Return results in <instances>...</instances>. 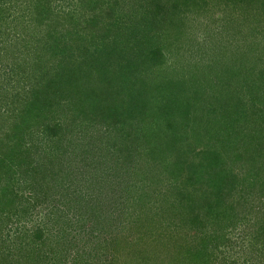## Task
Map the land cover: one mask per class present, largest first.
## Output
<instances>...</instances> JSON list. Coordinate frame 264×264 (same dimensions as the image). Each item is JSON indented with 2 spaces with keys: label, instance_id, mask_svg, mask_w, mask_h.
<instances>
[{
  "label": "trees",
  "instance_id": "trees-1",
  "mask_svg": "<svg viewBox=\"0 0 264 264\" xmlns=\"http://www.w3.org/2000/svg\"><path fill=\"white\" fill-rule=\"evenodd\" d=\"M129 2L137 3L136 7H146L145 11L135 12L141 15L142 23L145 20V27L132 20L133 11L123 10ZM188 2L171 0L170 5L164 7V0H71L68 6L62 7L60 0H0V58L11 61L8 73L14 72L13 69L44 72L37 82L27 84L18 92L10 94L6 92L10 89H5L0 98L4 114L15 110L18 114L13 130L8 131L7 137L0 138V211L20 208L24 212L31 198L48 202L49 194L57 189L54 184L57 182H50L54 180L53 175L64 172L68 160L72 163L69 148L74 143L69 136L72 134L83 143L88 134L81 124L74 136L71 122H67L70 119L67 111L75 109L74 115H83L90 110L89 114L100 117L98 122L111 125L116 121L121 123L126 117L132 118L133 111L144 120L155 114L168 115L171 122L170 134L161 128V123L157 129L150 128L151 122L135 128L139 142L147 145L146 155L153 159L152 167L158 168L156 174L165 173L168 180L180 188L175 192L176 199L168 205L171 213L192 219L194 210L207 203L208 212L216 215L215 220L222 228L241 219L242 208H249L248 213L255 210L254 222L264 229V167L259 161L262 154H251L252 138L248 137L251 133L245 131L250 124L254 126L256 146L252 151L263 145L264 105L260 107L258 103L264 101L261 92L256 93L258 85L245 88L255 102V107L249 111L245 107L246 99L236 98L232 90L240 91L236 83H228L234 86L230 85L231 90L226 92L208 94L205 103V99L201 100L205 91H200L201 88L192 91L187 87L191 77L178 80L166 77L162 81L166 90L157 86L161 90L153 95L156 81L150 73L155 70L136 67L138 60L143 66L154 65L152 59L161 53V46L155 43L156 33L159 35L166 23L179 28L178 13L182 11V4L203 6L207 0ZM87 8L92 15H86ZM169 9L172 14L168 15ZM176 13L178 15L174 16ZM154 20L155 24L160 23L153 29L150 25L155 26ZM136 54L139 59H135ZM114 66L118 69H113ZM231 70L228 77L231 82L242 83L239 82L241 75L236 74L240 72ZM220 75L222 73L213 74L214 83L207 78L208 82L213 86L220 84L224 78ZM259 77L264 78V75ZM259 88L264 89V81ZM157 100L170 110L160 108L158 111ZM88 115L83 120L89 119ZM181 119L186 120L181 123L184 130L179 133L175 125L176 120ZM75 122L77 119L73 117L72 123ZM100 123L92 126L91 131L100 130ZM34 126L43 127L41 133L45 136H41L40 141H37L39 136L33 131ZM107 126H104L106 130ZM70 129L71 132L57 142L52 137L53 133L58 135L59 131ZM26 139L29 143L23 148ZM68 176L66 172L64 177ZM126 188L134 196L135 184L128 183ZM166 194L163 191L162 195ZM194 200L198 201L194 203ZM6 259V255L0 254V264H8Z\"/></svg>",
  "mask_w": 264,
  "mask_h": 264
},
{
  "label": "rangeland",
  "instance_id": "rangeland-1",
  "mask_svg": "<svg viewBox=\"0 0 264 264\" xmlns=\"http://www.w3.org/2000/svg\"><path fill=\"white\" fill-rule=\"evenodd\" d=\"M60 1L62 7H65L71 0ZM181 1L183 3L187 0ZM170 2L171 0H164V7L170 5ZM136 4L129 2L124 5L123 10L133 11L132 20L138 24L142 19L135 12L145 11L146 7H136ZM180 9L179 28L169 27L166 23L159 30V35L156 33L155 43L161 46V53L152 59L154 65L143 66L142 61L136 62L138 69L155 70L150 73L156 81L152 87L153 95H157L161 88L166 90V86L162 84L166 77H191L190 82L186 81L187 87L192 91L201 88L200 91H205L201 100L206 98L207 101L208 94L226 92L230 85L234 86L228 83H236L240 88L238 92L234 91L235 88L232 89L236 98H245L246 109L252 111L255 102L246 92V86L258 85L256 93L261 92L260 96L264 101V89L259 88L260 82L264 81V78L259 77L264 75V0H207L203 6L182 4ZM85 12L87 16L92 15L89 8ZM167 12L169 15L171 10ZM152 23L155 24V20ZM158 24L150 26L154 29ZM171 24L174 25L172 22ZM140 25L145 27V20ZM139 57L138 54L135 55V59ZM9 65L11 61L0 58L1 99L5 89H10L6 91L10 94L18 92L27 84L37 82L44 74L40 69H27L25 72L13 69L22 74H15L13 71L8 73L11 70ZM113 69L118 68L114 66ZM231 69L235 73L240 72L236 74L241 75L239 82L242 83H237L236 80L231 82L228 78L233 72ZM49 70L52 73V69ZM34 73L37 74L35 77L31 75ZM215 73H222L220 76L224 78L220 84L218 82L213 86L212 77ZM207 78L212 80L211 84ZM165 101L163 98L162 102ZM190 101H194L193 98ZM162 102L160 104L158 101L157 105L160 107L157 106L156 109L159 111L162 108L168 112L169 107ZM167 102L170 103L169 98ZM258 105L263 107L264 102L260 101ZM203 106L207 107L206 104ZM0 111V138H3L15 127L18 114L16 110L5 114L2 108ZM67 112L70 116L67 122H71L74 136L81 124L82 130L88 134L83 138V143L73 138L72 134L69 136L74 143L69 148L72 150V163L68 160L64 172L58 171L59 166L55 169L58 173L53 175L54 180L50 182L56 181L54 184L57 189L49 194L51 199L48 202L41 198H31L27 202L30 206L26 204L24 212L20 208L0 211V254L8 257L6 263L264 264V229L254 222L255 210L248 213L249 208H242L239 211L241 219L222 228L215 220L216 215L208 212L210 206L207 203L194 210L192 219L171 213V200L176 199L175 192L180 188L172 184L165 173H160V176L156 174L158 168L152 167L153 159L146 155V143L139 142L135 133L136 127L151 122L150 128L153 126L157 129L161 123V128L164 127L170 134L173 129L170 130L168 115L165 117L164 114H155L149 117L153 120H144L141 116H135L132 111V118L126 117L121 119V123L116 121L111 125L98 122L100 117L89 114L90 110L83 115H74L77 112L75 109ZM127 113L129 114L128 110ZM86 115L89 119L83 120ZM73 117L77 119L75 124L72 123ZM185 120H176L175 126L179 133L184 130L181 123ZM129 122L131 123L128 125ZM99 123L100 130L91 131V127ZM104 126L109 129L106 130ZM253 130L252 124L245 129L251 133L248 134L252 138L250 152L262 154L259 161L260 166L264 167V140L262 146L252 151L256 146ZM33 131L39 136L37 141L45 136L41 133L43 127L34 126ZM70 132L71 129L59 131L58 135L53 133L52 137L57 142ZM28 143L26 139L23 148ZM66 172L69 173L67 178L64 177ZM150 172L155 174L150 175ZM128 183L135 184L134 196L127 191ZM163 191L167 194L162 195ZM196 201L198 200H194V203ZM198 217H202V221Z\"/></svg>",
  "mask_w": 264,
  "mask_h": 264
}]
</instances>
